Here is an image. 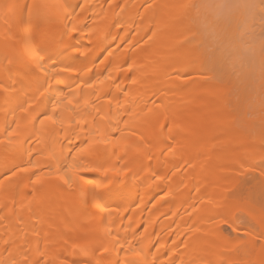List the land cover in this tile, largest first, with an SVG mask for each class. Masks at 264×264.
Returning <instances> with one entry per match:
<instances>
[{
	"label": "bare ground",
	"instance_id": "obj_1",
	"mask_svg": "<svg viewBox=\"0 0 264 264\" xmlns=\"http://www.w3.org/2000/svg\"><path fill=\"white\" fill-rule=\"evenodd\" d=\"M189 5L0 0V264H264V84Z\"/></svg>",
	"mask_w": 264,
	"mask_h": 264
},
{
	"label": "rangeland",
	"instance_id": "obj_2",
	"mask_svg": "<svg viewBox=\"0 0 264 264\" xmlns=\"http://www.w3.org/2000/svg\"><path fill=\"white\" fill-rule=\"evenodd\" d=\"M196 2L197 4H201L205 2V0H196ZM206 2L209 5V9L204 7L205 11L203 15L208 18V23H212V33L217 35L215 37L214 35L212 36V40H214L213 43H215L214 46H216V44H218V47L221 45L219 48H221L222 55L224 56L225 54V63L223 62L222 64L221 62L223 66L220 64L221 67L218 68L219 74L225 78H236L238 75L242 76L244 74L245 76L251 75L253 76L252 83L256 85H259L258 83L264 84V53L261 51L262 27L260 16L262 6L260 0H251V2L255 3L256 7L255 11L250 16L245 9L234 7V5L244 3L245 0H206ZM206 14H211L212 19ZM233 56L235 58L238 56L240 60L238 58L236 60ZM258 113H260L258 115L260 118L259 121L264 123V110H260ZM260 167L264 169L263 157L238 166L237 170L241 178L243 177L245 180V188L249 187L251 190L253 186V191L259 190L261 194L259 199H263L264 201V181H259L261 178L258 173ZM262 205L264 206V204ZM240 206L246 209V206L244 207L242 204ZM237 207L236 211L234 210V215L240 217V219L237 218L236 220H238L240 230L244 231L248 228L247 226L250 227L252 224H249L250 221H248V216L245 214L246 211L244 212L241 210V207ZM221 225L227 229L228 232L232 233L231 229L224 223V220L223 223L221 222ZM252 229L255 231L257 230L254 225H252Z\"/></svg>",
	"mask_w": 264,
	"mask_h": 264
},
{
	"label": "snow or ice",
	"instance_id": "obj_3",
	"mask_svg": "<svg viewBox=\"0 0 264 264\" xmlns=\"http://www.w3.org/2000/svg\"><path fill=\"white\" fill-rule=\"evenodd\" d=\"M260 4H261V12H260V16H261V27H262V31H261V51L262 53H264V0H260ZM209 6L205 0V2H202L201 4L199 5H189V7H193V8H202V7H207ZM220 6V5H218ZM234 7H237V8H243L246 10V12L249 14V16L255 11V3L251 2V0H245L244 3L242 4H237V5H234ZM71 22V21H69ZM79 29L76 25H73V27L70 29L71 32H77ZM75 51L79 52L80 49H75ZM41 62H43V58H41ZM63 71L65 72H68V71H74V69H64ZM55 75L59 76L60 73H56ZM56 84H63L65 83V81L63 80H57L55 82ZM51 90H54V85L53 84H49L48 86V89H46V91H51ZM41 115H43V113H41ZM45 119H48V120H51L52 117L51 116H46ZM171 151V150H170ZM61 179H64V177H61ZM162 179V177L160 176H156V180L157 181H160ZM69 181L68 180H65V183H68ZM224 223H226V221H224ZM74 247H77L74 245ZM103 251H107V249H104ZM128 251H132L131 249H129ZM134 256L136 258H140L141 257V251H136L134 253ZM123 264H143V262L139 259L137 260H130V259H125L123 261Z\"/></svg>",
	"mask_w": 264,
	"mask_h": 264
}]
</instances>
